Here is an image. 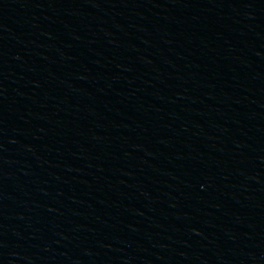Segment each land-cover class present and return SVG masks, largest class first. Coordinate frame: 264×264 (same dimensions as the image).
Returning <instances> with one entry per match:
<instances>
[{
  "label": "water",
  "instance_id": "95a60500",
  "mask_svg": "<svg viewBox=\"0 0 264 264\" xmlns=\"http://www.w3.org/2000/svg\"><path fill=\"white\" fill-rule=\"evenodd\" d=\"M0 264H264V0H0Z\"/></svg>",
  "mask_w": 264,
  "mask_h": 264
}]
</instances>
